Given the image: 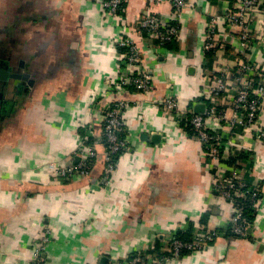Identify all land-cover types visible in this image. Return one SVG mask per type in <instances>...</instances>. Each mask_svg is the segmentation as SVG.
I'll return each mask as SVG.
<instances>
[{"label": "crops", "instance_id": "0c3cea01", "mask_svg": "<svg viewBox=\"0 0 264 264\" xmlns=\"http://www.w3.org/2000/svg\"><path fill=\"white\" fill-rule=\"evenodd\" d=\"M103 1L0 0V61L14 67L22 61L17 72L28 74L17 84L0 80V264H32L46 230V264H108L157 241L162 247L180 229L193 239L208 230L218 235L172 264H264V141L235 131L227 146L228 157L246 155L236 162L247 167L249 181L260 180L262 199L250 236H226L234 206L213 190L220 168L201 140L158 103L173 93L184 107L208 105L201 94L207 23L234 0H193L179 20L178 49L158 46L139 26L147 10L171 19L168 0H129L128 26L106 14ZM257 20L252 28L261 35L264 14ZM124 28L153 77L148 94L128 88L104 95L118 80ZM239 35L238 28H228L222 64L235 65L238 56L264 64V45L241 53ZM121 99L129 104L124 118L130 148L112 183L90 191L106 163L103 108ZM220 102L228 117L236 114L232 98ZM82 120L98 143L90 173L57 178L50 162L79 161L81 136L87 135ZM211 126L217 129V121Z\"/></svg>", "mask_w": 264, "mask_h": 264}, {"label": "built area", "instance_id": "2783aa9c", "mask_svg": "<svg viewBox=\"0 0 264 264\" xmlns=\"http://www.w3.org/2000/svg\"><path fill=\"white\" fill-rule=\"evenodd\" d=\"M168 1L174 8L171 19L164 20L156 13L147 10L139 20L140 28L148 38L158 40V46L168 40L179 39V20L193 7V0ZM128 2L129 0H104L103 9L106 14L118 18L120 24L128 26L126 16ZM261 14H264V0H234L233 5H227L224 8L222 15L213 16L207 23L203 54L206 68L204 69L208 72L205 75L201 94L208 105L204 112L196 113L192 107L182 106L173 93L165 95L158 101L162 109L174 116L181 126L184 119H189V123L195 130L194 135L201 140L210 156L211 163L220 168L214 174L213 190L234 206V215L230 223L233 231L241 237L249 234L252 225L244 217L243 207L237 204V199L241 197L250 199L257 214L262 199L261 183L260 180L252 182L246 178L247 167L245 165L236 163L230 167L228 164L225 165L224 161L228 159L226 149L228 144L234 140L233 135L237 126L242 127V137L247 136L264 141V64L258 60L245 59L241 56L237 57L235 65L222 64L219 52L223 47L222 39L226 36L228 28L239 29L238 43L241 53L250 50L256 43L261 42L264 45V32L257 35L258 30L252 28V24L258 21L257 16ZM169 21H176L177 24H171ZM125 30L126 28L118 42V45L124 48L119 61L118 80L114 87L107 88L104 95L130 87L144 94H148L153 89V77L144 62L143 52L134 38ZM211 51L214 53L212 61L208 55ZM231 89L234 90L233 96L229 94ZM98 97L99 95L97 98L94 97L95 102ZM226 97L232 98L236 109L233 117L226 115L225 108L220 102ZM128 105V101L121 99L103 108L104 126L101 140L104 145L106 163L98 186H91L90 191L112 183L120 157L130 148L124 118ZM212 121H217V129L212 128ZM79 126L87 129V135L81 136L77 151L79 161L70 164L50 162L49 168L57 178L85 177L90 173L93 159L97 155L98 143L95 140L90 141V128L87 123L82 120ZM246 186L247 188H244ZM216 235H218L217 232L208 230L198 234L192 241H184L170 234L164 239L161 247L164 253L161 255L157 253L144 255L145 250H136L125 258H112L108 264H172L173 260L184 252L199 250L207 246ZM50 240V231L46 230L41 244L33 252L32 264H46L44 252Z\"/></svg>", "mask_w": 264, "mask_h": 264}, {"label": "trees", "instance_id": "16d2710c", "mask_svg": "<svg viewBox=\"0 0 264 264\" xmlns=\"http://www.w3.org/2000/svg\"><path fill=\"white\" fill-rule=\"evenodd\" d=\"M169 23H171V24H177L176 21H169ZM156 42L158 44L159 41L156 40ZM162 46L167 47L169 49H178V40L177 39L168 40ZM119 48H120L121 51H124V48L123 47L119 46ZM208 55L210 57L209 58L210 61H212L213 60V57H214V53L211 51V52H208ZM130 88H133V87H130ZM181 124H182V127L184 129H186L189 134L194 135V131L195 130L193 129L192 125L189 123V119L188 118L184 119ZM235 131H236V133H240L241 134L242 133V127L240 125L237 126ZM90 141H93V139H90ZM244 155L243 154H240L238 157H246V155L245 156ZM238 157L237 156H236V158L235 157H228V159L227 160L225 159L224 162L225 163H228V164H229V162L230 163H238V162H236V159ZM239 163H241V162H239ZM244 188H247V186L244 187ZM237 204L240 205L241 207H243L244 217L253 226V223H254V220H255V216H256V212H255L254 208L251 205L250 199H245V198H242V197L241 198H238L237 199ZM225 235L226 236H230V237L231 236H239L238 234H236L233 231L232 224L231 223H229V225L225 229ZM175 236H176V238L182 239L184 241H192L193 240V237L191 235V232H189V231L187 232L185 230L184 231L183 230L181 231V229L177 233H175ZM246 236H250V233L247 234ZM188 252H191V251H188ZM154 253H157L159 255H161V254L164 253V251L161 250V247H160V244L158 243V241L154 244V246L151 249H149L147 251H144L143 254L144 255H149V254H154ZM184 253H187V252H184Z\"/></svg>", "mask_w": 264, "mask_h": 264}, {"label": "water", "instance_id": "95a60500", "mask_svg": "<svg viewBox=\"0 0 264 264\" xmlns=\"http://www.w3.org/2000/svg\"><path fill=\"white\" fill-rule=\"evenodd\" d=\"M10 69H12V73L10 74L9 78H13L15 80L16 84L19 82V80L28 78V74L18 73L17 71H13V69H15L13 67H11ZM7 83L8 82H5V85H7ZM1 94L3 95V92ZM1 94H0V96H1ZM205 109H206V106L203 103H197L194 106V112H196V113H202L205 111ZM77 159H79V158H77ZM251 230H252V228H250V231Z\"/></svg>", "mask_w": 264, "mask_h": 264}, {"label": "flooded vegetation", "instance_id": "af4514ba", "mask_svg": "<svg viewBox=\"0 0 264 264\" xmlns=\"http://www.w3.org/2000/svg\"><path fill=\"white\" fill-rule=\"evenodd\" d=\"M22 61L16 66L14 67L13 65L11 66L10 64H3L2 61H0V80L4 83V82H8L11 81L10 74L12 73V69H10L11 67L15 68L13 69V71H19L20 70V66H22ZM6 87V86H5Z\"/></svg>", "mask_w": 264, "mask_h": 264}]
</instances>
